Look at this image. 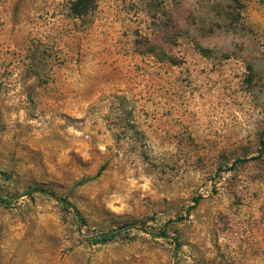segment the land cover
Instances as JSON below:
<instances>
[{
	"label": "rangeland",
	"instance_id": "374dc122",
	"mask_svg": "<svg viewBox=\"0 0 264 264\" xmlns=\"http://www.w3.org/2000/svg\"><path fill=\"white\" fill-rule=\"evenodd\" d=\"M71 1L0 0V264H264V0Z\"/></svg>",
	"mask_w": 264,
	"mask_h": 264
},
{
	"label": "trees",
	"instance_id": "16d2710c",
	"mask_svg": "<svg viewBox=\"0 0 264 264\" xmlns=\"http://www.w3.org/2000/svg\"><path fill=\"white\" fill-rule=\"evenodd\" d=\"M94 0H73L71 1L70 3V11L75 14V15H84L87 13V11L90 9L91 7V3L93 2ZM262 145H264V141L261 142ZM102 168H100L96 174H99L100 173V170ZM31 192H40V193H45L51 197H53L55 200L59 201L63 206L67 207V208H70L72 209L74 215L76 216V219L79 221V222H84L83 218L81 217L79 211L76 209V207H74L68 200H66L65 198H62V197H59V196H56L54 193L50 192V191H47L41 187H35L33 189H31L28 193H31ZM3 202H6L7 199H1ZM195 201H197V198H195ZM131 225H122V226H118L116 228H113V229H110V230H106V231H101L95 235H92L91 237L88 238L89 242L92 243V244H95V243H103V242H106V241H109L111 239H113L116 234L124 229V228H127V227H130ZM153 234V233H151ZM161 234H165L164 232L161 233Z\"/></svg>",
	"mask_w": 264,
	"mask_h": 264
}]
</instances>
